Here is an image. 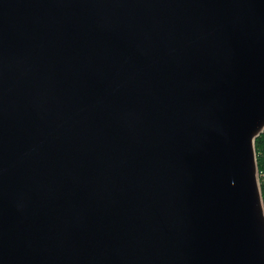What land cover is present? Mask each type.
Masks as SVG:
<instances>
[{"label":"water","instance_id":"obj_1","mask_svg":"<svg viewBox=\"0 0 264 264\" xmlns=\"http://www.w3.org/2000/svg\"><path fill=\"white\" fill-rule=\"evenodd\" d=\"M264 0H0V264H264Z\"/></svg>","mask_w":264,"mask_h":264},{"label":"trees","instance_id":"obj_2","mask_svg":"<svg viewBox=\"0 0 264 264\" xmlns=\"http://www.w3.org/2000/svg\"><path fill=\"white\" fill-rule=\"evenodd\" d=\"M256 146V154L258 159V167H259V173L261 175V190H262V196L264 200V133L261 134L255 142Z\"/></svg>","mask_w":264,"mask_h":264},{"label":"built area","instance_id":"obj_3","mask_svg":"<svg viewBox=\"0 0 264 264\" xmlns=\"http://www.w3.org/2000/svg\"><path fill=\"white\" fill-rule=\"evenodd\" d=\"M258 176H259V180H261V178H262L261 175L259 174Z\"/></svg>","mask_w":264,"mask_h":264}]
</instances>
